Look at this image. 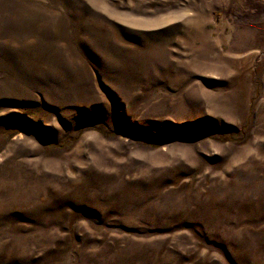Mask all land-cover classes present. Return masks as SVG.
Masks as SVG:
<instances>
[{
  "label": "rangeland",
  "instance_id": "1",
  "mask_svg": "<svg viewBox=\"0 0 264 264\" xmlns=\"http://www.w3.org/2000/svg\"><path fill=\"white\" fill-rule=\"evenodd\" d=\"M0 264H264V0H0Z\"/></svg>",
  "mask_w": 264,
  "mask_h": 264
}]
</instances>
